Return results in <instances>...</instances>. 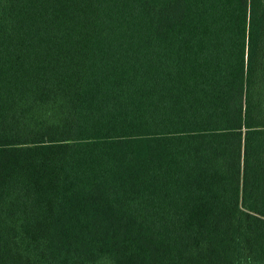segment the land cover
Wrapping results in <instances>:
<instances>
[{"label":"trees","instance_id":"trees-1","mask_svg":"<svg viewBox=\"0 0 264 264\" xmlns=\"http://www.w3.org/2000/svg\"><path fill=\"white\" fill-rule=\"evenodd\" d=\"M0 264H264V0H0Z\"/></svg>","mask_w":264,"mask_h":264}]
</instances>
